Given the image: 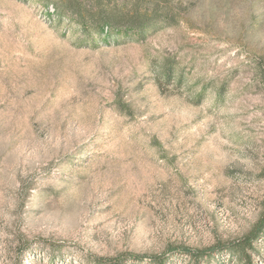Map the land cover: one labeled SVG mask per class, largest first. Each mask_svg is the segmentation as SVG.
<instances>
[{
  "label": "rangeland",
  "instance_id": "1",
  "mask_svg": "<svg viewBox=\"0 0 264 264\" xmlns=\"http://www.w3.org/2000/svg\"><path fill=\"white\" fill-rule=\"evenodd\" d=\"M54 3L0 0V264H244L181 251L262 214L264 0H173L176 24L99 46Z\"/></svg>",
  "mask_w": 264,
  "mask_h": 264
},
{
  "label": "trees",
  "instance_id": "2",
  "mask_svg": "<svg viewBox=\"0 0 264 264\" xmlns=\"http://www.w3.org/2000/svg\"><path fill=\"white\" fill-rule=\"evenodd\" d=\"M54 16L59 21L70 20L82 32L87 45L122 44L144 41L165 26L176 24L179 10L173 0H55ZM264 232V206L257 226L243 239L228 247L184 249L195 262L224 250L236 253L244 264H251L249 251ZM171 252V251H170ZM143 257L134 256L135 262ZM154 264H166V255L150 257Z\"/></svg>",
  "mask_w": 264,
  "mask_h": 264
}]
</instances>
